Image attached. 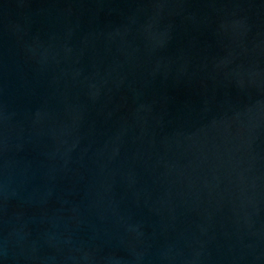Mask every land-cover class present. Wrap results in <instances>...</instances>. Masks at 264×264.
<instances>
[{
	"label": "water",
	"instance_id": "1",
	"mask_svg": "<svg viewBox=\"0 0 264 264\" xmlns=\"http://www.w3.org/2000/svg\"><path fill=\"white\" fill-rule=\"evenodd\" d=\"M0 264H264V0H0Z\"/></svg>",
	"mask_w": 264,
	"mask_h": 264
}]
</instances>
